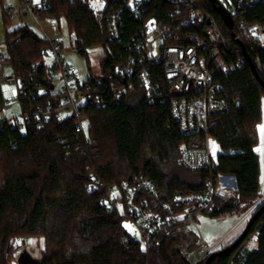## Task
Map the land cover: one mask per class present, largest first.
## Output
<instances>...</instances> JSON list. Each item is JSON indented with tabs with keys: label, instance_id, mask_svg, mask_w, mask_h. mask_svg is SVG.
I'll return each instance as SVG.
<instances>
[{
	"label": "trees",
	"instance_id": "16d2710c",
	"mask_svg": "<svg viewBox=\"0 0 264 264\" xmlns=\"http://www.w3.org/2000/svg\"><path fill=\"white\" fill-rule=\"evenodd\" d=\"M46 1L48 7L41 10L38 18L63 16L75 36L77 53L86 57L87 49L104 50L99 74L86 79L87 92L99 96L102 105L86 104L81 108L88 126L79 137L75 133L79 119L73 115L61 121L50 117L37 128L30 124L24 134L7 127L0 129V264H10L18 249L15 243L23 247L27 237L43 239L39 257L32 258L21 247L15 264H28L30 260L31 264H188L176 248L180 235L176 229L160 235L145 254L123 228L124 221L129 220L125 208L122 212L107 211L100 201L107 196L109 187H118L138 174L154 183L163 201L178 193L202 189L210 174L227 175L235 179V199L216 202L205 216L219 218L245 212L260 198L259 162L254 148L259 140L257 125L264 88L252 74L241 46L237 50L231 43L226 49V62L235 64L239 57L243 60L217 78L216 96L226 110L212 118L210 134L221 153L212 170L191 172L176 163L179 147L188 138L170 117L162 61L149 63V76L158 84L162 101L147 98L137 76L136 61L129 76L115 74V68L124 64L129 55L137 59L131 39L139 32L141 22L125 16L122 37L113 42L106 35L102 14L93 10L90 1ZM198 2L229 37L209 0ZM147 5V18L171 24L169 43H181L183 36L193 30L189 25L177 26V19L170 20L172 6L164 0H151ZM244 15L248 23L264 22V2ZM5 20L4 24L9 22L6 16ZM4 29V60L11 74L23 77L24 86L33 94L38 88L49 89L42 49L50 47L60 53L63 49L55 41L39 38L26 26L8 31L5 25ZM244 49L252 63L256 57L264 62V51L246 46ZM260 78L264 81V77ZM112 84L122 90L117 102ZM41 102L37 99L34 104ZM4 105L0 91V110ZM92 184L95 188L88 189ZM263 205L264 201L255 211ZM255 232L256 249H240ZM243 243L209 264H264V213L251 225ZM205 259L197 264H204Z\"/></svg>",
	"mask_w": 264,
	"mask_h": 264
},
{
	"label": "built area",
	"instance_id": "2783aa9c",
	"mask_svg": "<svg viewBox=\"0 0 264 264\" xmlns=\"http://www.w3.org/2000/svg\"><path fill=\"white\" fill-rule=\"evenodd\" d=\"M88 1L102 4L99 12L110 41L121 39L125 16L141 22L139 32L131 39L137 59L129 55L124 64L115 68V74L122 78L129 76L136 61L139 66L137 76L146 89L147 98L162 101L158 84L153 83L149 76V63L161 60L170 117L177 124L179 132L188 138L179 147L176 163L191 172L212 170L219 155V151L214 152L212 147L213 144L217 146L210 134L212 118L226 110L224 103L216 96L219 88L217 78L242 63L240 57L235 64L226 62V49L231 43L237 50L242 44L249 49L264 51V22L248 23L244 15L248 9L264 0H233L235 12L233 15L229 13L233 31L231 34L227 29L229 37L224 36L215 18L198 0H164L172 6L168 13L170 20L177 19V26L189 25L193 29L177 44L169 43V22L159 24L154 18H147V4L151 0ZM19 4L18 15L22 18L31 16L36 22L40 20L38 14L41 10L48 7L46 0H19ZM3 11L9 21L16 18L12 8L4 7ZM44 57L52 60L49 66L43 62L49 89L38 88L33 94L24 86L23 77L9 74L2 78L3 82L13 86L12 97L19 103L20 111L18 115L1 120L0 129L7 127L24 134L26 126L30 124L37 128L50 117L61 121L73 115L79 119L75 125V133L79 137L85 131L83 122L88 124L86 118L81 116V108L86 104L100 107L102 99L87 92L89 86L86 80L80 82L76 78L71 65L64 62L60 52L45 47L42 49V59ZM3 60V55H0V62ZM253 65L264 77V62L256 57ZM111 86L117 102L122 90L115 89L113 84ZM37 99H42L40 105L34 104ZM94 188L93 184L88 187L90 190ZM235 194V187L225 185L224 176L210 174L204 179L202 189L178 193L169 201H163L154 183L138 174L118 187H109L107 196L100 203L107 211L120 209L122 212L125 208L129 221L138 233L137 239L130 240L138 242L145 254L151 251L160 235L173 229L182 233L183 228H193L186 235L177 236L176 248L183 258L192 251L201 261L216 251V244L199 232L197 222L213 209L216 202H228L235 199ZM257 236L258 232H255L251 237Z\"/></svg>",
	"mask_w": 264,
	"mask_h": 264
},
{
	"label": "rangeland",
	"instance_id": "374dc122",
	"mask_svg": "<svg viewBox=\"0 0 264 264\" xmlns=\"http://www.w3.org/2000/svg\"><path fill=\"white\" fill-rule=\"evenodd\" d=\"M0 1L2 2V6H0V55H3L5 59H7V53L5 51L4 45L5 25L6 30L8 31L20 26H26L39 38H45L51 41H55L59 44V46L63 49L61 56L64 62L71 65L74 75L80 82H84L89 77V75L92 76L99 74L100 60L105 56L104 50L99 47L87 49L86 57L77 53L75 36L69 32L66 19L63 16H59L58 18L54 16H46L36 22L31 16L22 18L18 15V10H20L19 0ZM217 2H219L222 7L226 9L231 15L234 14L235 9L233 0H217ZM90 5L93 7V10L95 12L102 10V4L100 3H94L93 1H90ZM4 7L12 8L16 15V18L14 20L9 21L8 23L6 22V24H4V21H6L3 11ZM155 54H157L156 50ZM43 62L46 66H49L52 60L51 58L44 57ZM11 73V69L10 67H8L5 60L4 62H0L1 98L3 105L6 104L4 105L2 110H0V121L8 117L18 115L20 111L19 103L12 97L13 86L8 84V82L5 83L2 81L3 77ZM6 101L9 102L5 103ZM82 125L84 129L87 130L88 124L83 122ZM215 150L219 151V148L216 146ZM220 153L221 151H219V154ZM259 195L260 198L255 202V204H253L243 213L238 212L237 215L224 214V216H221L219 218L202 216L197 222V229L212 243L221 240L220 242H218V244L216 243V251L222 249L224 246L231 244L236 238L241 235L246 227L247 222L254 213L253 211H255L257 207H259V205L264 201V194H262L261 192L259 193ZM125 225H128L129 227H125ZM123 228L127 232L129 238H138V233L129 220L124 221ZM189 231H193V228H183L181 229L182 233H179L186 235V233H188ZM33 238L34 243H30V240H27L26 243L24 241L23 247L24 250L28 252L32 258L37 259L39 257L40 250L43 248V239L39 237ZM251 241H254V237H250L246 241L247 243L244 242L240 249L244 248L245 250H248L249 248H251ZM15 246H17L18 249H16L17 251L14 254V260L19 257V254L22 251V246L19 242L15 243ZM185 259L186 261L190 262L188 264H197L199 262L197 256H195L192 251L189 253V255L185 256ZM14 260L10 264H15ZM30 261H28V264H31Z\"/></svg>",
	"mask_w": 264,
	"mask_h": 264
},
{
	"label": "water",
	"instance_id": "95a60500",
	"mask_svg": "<svg viewBox=\"0 0 264 264\" xmlns=\"http://www.w3.org/2000/svg\"><path fill=\"white\" fill-rule=\"evenodd\" d=\"M209 2L212 5L213 11L220 16L222 22L224 23L226 28L229 30V32L232 34L233 24H232L231 15L229 14V12L226 9H224L222 5L219 2H217V0H209ZM240 46H241L244 58L246 59V62L248 63V66L252 74L264 88V81L260 78L249 55L246 53L244 46L242 44H240ZM263 213H264V205L261 208H259L257 211H255L253 216L247 222L245 229L243 230V232L238 238H236L230 245L226 246L225 248L213 252L212 255L210 254L205 259L204 264H209L214 258L218 256L228 255L232 253L238 246H240L243 243V241L245 240V238L247 237L249 233V229L251 225H253L254 221Z\"/></svg>",
	"mask_w": 264,
	"mask_h": 264
},
{
	"label": "crops",
	"instance_id": "0c3cea01",
	"mask_svg": "<svg viewBox=\"0 0 264 264\" xmlns=\"http://www.w3.org/2000/svg\"><path fill=\"white\" fill-rule=\"evenodd\" d=\"M260 111H261V122L257 125V133H258V139L259 140H258V145L254 148V151L258 156V162H259V179H258L259 191H260L259 193L262 192V194H264V134H262V132H261V126H264V97L261 98ZM258 149H259V151H258ZM224 183H225V185H229V186H233V187H235V185H236L235 179L233 176H227V175L224 176ZM27 240H30V243H34L33 237L26 238L25 243ZM220 241H216L213 243L218 244V242H220ZM251 242H252L251 248H249L248 251L255 250L257 247L256 238H254V241H251Z\"/></svg>",
	"mask_w": 264,
	"mask_h": 264
},
{
	"label": "snow or ice",
	"instance_id": "6c2138e0",
	"mask_svg": "<svg viewBox=\"0 0 264 264\" xmlns=\"http://www.w3.org/2000/svg\"><path fill=\"white\" fill-rule=\"evenodd\" d=\"M261 132H262V134H264V126H261ZM215 144H213V151L215 152ZM258 151H259V149H258ZM125 227H129L128 225H125Z\"/></svg>",
	"mask_w": 264,
	"mask_h": 264
}]
</instances>
